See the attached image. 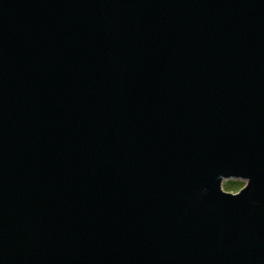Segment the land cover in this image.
Wrapping results in <instances>:
<instances>
[{
    "label": "water",
    "instance_id": "water-1",
    "mask_svg": "<svg viewBox=\"0 0 264 264\" xmlns=\"http://www.w3.org/2000/svg\"><path fill=\"white\" fill-rule=\"evenodd\" d=\"M0 264H264V0H0Z\"/></svg>",
    "mask_w": 264,
    "mask_h": 264
},
{
    "label": "clouds",
    "instance_id": "clouds-1",
    "mask_svg": "<svg viewBox=\"0 0 264 264\" xmlns=\"http://www.w3.org/2000/svg\"><path fill=\"white\" fill-rule=\"evenodd\" d=\"M251 177L247 175L234 176L224 180L223 191L232 196H238L242 190L248 187Z\"/></svg>",
    "mask_w": 264,
    "mask_h": 264
},
{
    "label": "snow or ice",
    "instance_id": "snow-or-ice-1",
    "mask_svg": "<svg viewBox=\"0 0 264 264\" xmlns=\"http://www.w3.org/2000/svg\"><path fill=\"white\" fill-rule=\"evenodd\" d=\"M250 184V183H249ZM249 186V185H248Z\"/></svg>",
    "mask_w": 264,
    "mask_h": 264
}]
</instances>
